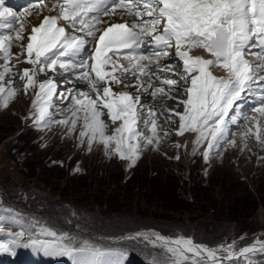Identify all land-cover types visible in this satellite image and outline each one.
<instances>
[{
	"label": "snow or ice",
	"instance_id": "obj_1",
	"mask_svg": "<svg viewBox=\"0 0 264 264\" xmlns=\"http://www.w3.org/2000/svg\"><path fill=\"white\" fill-rule=\"evenodd\" d=\"M32 6L42 11L49 7V0H35ZM57 9L58 15L44 16L37 26H32L26 44L19 45L21 52L13 53L14 42L25 40V12L32 13L27 8L25 12L13 11L6 6V0H0V29L5 30L0 32V60L3 61L0 107L7 108L17 95L13 79L19 76L24 81V93L30 89L34 92L37 125L54 122L69 126L74 132L82 118L79 136L82 144L87 138L89 151L96 143L103 146L106 154L130 161V166H134L144 146H159L157 112L149 108L147 117L141 119L140 97H134L129 91H113L112 85H120V76L126 73L137 78V85H124L126 88H144L141 77L156 75L159 79L158 73L165 70L176 75L174 61L159 68L158 73L150 71L151 64H158L174 49L175 56L182 61L183 71L177 79L166 78L160 83L169 91L182 92L185 98L179 101L183 112L167 110L168 118L178 117L177 135L197 134V146L208 142V150L203 153L206 160L213 147L224 139L229 111L252 85L261 88V104L255 111L264 117V84L259 83L264 81V0H56L50 10ZM117 10H121V17L127 15L133 19L111 24L102 20V17L117 15ZM61 21L66 23L61 24ZM102 23L105 27L101 29L98 25ZM66 27L96 40L92 54L82 57L79 63L73 62L72 57L84 53L88 41L84 36L69 35ZM146 40L151 55L141 51ZM253 47L260 51L251 52ZM192 49H202L212 59L192 56L189 54ZM246 54L256 56L259 63L255 67L259 72H254ZM20 57H24L23 61ZM13 60L32 67L14 73ZM213 66L225 69L227 77L214 75L210 70ZM57 67L65 73L81 69L77 75L88 82L90 92L78 91L73 95L65 89L73 104L70 117L52 121L50 109L53 97L58 95V85L54 79L38 81L36 76L46 70L55 72ZM117 72L120 75H116ZM181 81L186 88L176 87ZM101 84L103 87H98ZM147 87L152 88V85ZM157 94L172 99L163 86L150 93L151 96ZM231 122L236 123L235 116ZM249 134L264 146V127L260 121H256L254 132L249 128L244 133L246 139ZM164 135L169 132L164 131ZM229 143L235 145L236 142ZM30 227L27 243L23 242L26 235L23 229L9 232L10 239L0 242V254L15 256L18 248H32L49 257H67L70 264H126L128 254L124 250L97 246L87 239L78 246L77 237L39 221ZM3 230L0 227V231ZM126 239L143 240L158 249L149 264H221L215 249L197 244L191 238L138 234ZM225 251L230 260L247 259L249 253L264 252V243H259L258 248L243 247L238 252L228 246ZM106 256L117 259L103 261Z\"/></svg>",
	"mask_w": 264,
	"mask_h": 264
},
{
	"label": "rangeland",
	"instance_id": "obj_2",
	"mask_svg": "<svg viewBox=\"0 0 264 264\" xmlns=\"http://www.w3.org/2000/svg\"><path fill=\"white\" fill-rule=\"evenodd\" d=\"M18 42L12 50L20 48ZM152 72L158 73L157 68ZM48 74L47 70L38 73L36 79L43 81ZM154 77H142L144 88L129 87V91L134 97H143ZM121 80L126 81L124 76ZM127 81L137 85L132 74ZM22 82L19 76L14 77L16 99L7 108L0 107V227L12 233L13 228L16 232L23 229V242L27 243L30 226L39 221L77 237L78 246L87 239L97 246L124 250L130 264H149L158 249L143 240L126 238L156 230L174 238L193 236L196 243L225 256L224 264H264V252L230 260L225 251L228 246L238 252L264 243V146L252 134L247 139L244 136L249 128L254 132L253 113L235 131L230 127L232 135L225 144L214 146L207 160L203 155L208 150L207 141L187 157L176 147L178 117L172 115L174 120L170 119L167 128L161 124L170 115L167 110L183 112L180 100L173 98L182 100L185 96L174 90L171 100L155 99L161 105L151 106L160 121V138L169 144L144 146L136 164L130 166V161L106 154L96 143L89 151L87 138L82 144L79 136L82 118L74 132L54 122L33 126L37 119L33 100L18 97L23 96ZM78 82L63 86L53 97L52 121L70 117L73 104L69 98L61 99L65 89L90 91L86 82ZM186 87L183 81L177 86ZM143 105L140 103L138 110ZM140 112L145 119L147 111ZM263 122L264 117L262 127ZM231 140L235 145L229 143ZM21 249L23 252L24 248H18L8 264H22Z\"/></svg>",
	"mask_w": 264,
	"mask_h": 264
},
{
	"label": "bare ground",
	"instance_id": "obj_3",
	"mask_svg": "<svg viewBox=\"0 0 264 264\" xmlns=\"http://www.w3.org/2000/svg\"><path fill=\"white\" fill-rule=\"evenodd\" d=\"M51 3H53V1H51V2H49V7H44L43 9H42V11H41V9H38V8H36V9H33V8H31V9H28L31 13H32V15H27V13L25 12V16H26V21L28 22V23H25V32L23 33V35H24V37H25V40L24 41H19L17 44H26V42H27V36L30 34V29H31V27L32 26H37L39 23H40V21L43 19V17L44 16H46L48 13H54V11H52V10H50L51 9ZM117 12H118V14L117 15H113V16H111V17H104L103 19L104 20H106V21H108V23H113V22H118V21H121V20H127L130 16H127V15H124L123 17H121V15L119 14L120 12H121V10H117ZM18 26V25H17ZM105 26V25H104ZM3 31H5V30H3V29H0V32H3ZM69 35H73V34H71V33H68ZM15 43V42H14ZM16 44V43H15ZM12 52L13 53H19V52H21V48H19L18 50L17 49H14V50H12ZM193 55L194 56H203L204 58H206V59H212V58H207V55H206V53L204 52V50H200V49H197V50H194L193 51ZM20 59H21V61H23V59H24V57H20ZM122 63H124V61H121ZM144 64H147V62H143ZM12 64H13V69L15 70H19V71H22V69L23 68H25V67H27V68H31L32 66L31 65H28V64H25V63H23V62H21V63H16V61L15 60H13L12 61ZM2 65V64H1ZM215 67H217V66H213V67H211L210 68V70L213 72V74L214 75H216L217 77H221V76H223V77H227V71L225 70V69H223V68H221V67H218V68H215ZM156 67H155V64H151L150 65V71L152 72V70L153 69H155ZM0 70H2V69H0ZM216 71L217 72H219V74L218 73H216ZM48 72H50V74H48L47 76H46V79H51L50 77L51 76H53V75H55V76H57L58 75V72H57V70L55 71V72H52V71H48ZM155 73V72H154ZM169 74V73H168ZM172 75V74H171ZM154 76H156V75H154ZM159 76H165V75H159ZM128 77H130V75L128 74L127 76H126V81L125 82H123V83H121L120 85H116V84H113L112 85V87H113V91H129V87H127V88H124L125 86L124 85H131L130 84V82L129 81H127V79H128ZM169 77V76H168ZM174 76L172 75L170 78H173ZM136 80V79H135ZM141 80H142V77H141ZM84 82H86L85 80H79V82L78 83H81V84H84ZM143 82V81H142ZM150 84V83H149ZM156 84H158V83H156ZM19 85H20V83H19ZM21 86V85H20ZM178 86V85H177ZM77 87V86H76ZM22 88H23V92H22V95L23 96H18V97H24V98H30V99H32V100H34V92H33V90H29L28 91V93L27 94H25L24 93V81L22 82ZM38 90V89H37ZM69 91H70V89H68ZM69 91H64L63 92V94H62V97H61V99H64V98H66V96L68 95V92ZM78 91H79V89H78ZM77 91V92H78ZM167 92H170L168 89L166 90ZM85 92H87V91H85ZM88 92H90V91H88ZM130 92V91H129ZM152 92V88H147L146 90H145V92L143 93V97H141L140 96V103H143L144 105H143V108L142 109H140V110H146L147 111V109H149V108H151V106L152 105H159L160 103L159 102H156V100L157 99H160L159 98V96H157V95H155V96H151L150 95V93ZM138 94V93H137ZM139 97V95H136V97ZM241 96H242V94H241ZM17 97V98H18ZM164 97H162V99H163ZM16 99V98H15ZM56 99V98H55ZM149 99H152V100H154V101H152L151 103L150 102H148V100ZM156 99V100H155ZM239 101H236L235 103H234V106H235V104H237ZM161 105V104H160ZM163 106V105H162ZM166 106H167V104H166ZM161 107V106H160ZM166 108V107H165ZM157 109V108H156ZM161 109V108H160ZM159 109V110H160ZM170 110H173V108H171ZM162 111V110H161ZM163 111H165V110H163ZM142 112V111H141ZM51 113V112H50ZM158 114H159V112H158ZM166 114V113H165ZM254 114V117L253 118H255V120L253 119V123H254V131H255V127H256V121H260V123L263 121V117L259 114V113H257V112H255V113H253ZM160 117H161V114H160ZM159 117V118H160ZM163 120V119H162ZM172 120H174V119H171V121ZM179 120V119H178ZM177 120V121H178ZM82 121V120H81ZM170 121V119L167 117V116H165V120H164V122H161V124L163 125V127H168V125H169V122H171ZM158 122H160V121H158ZM263 124H264V122H263ZM250 125V124H249ZM160 126V125H159ZM173 126V125H172ZM174 127V126H173ZM179 128V121L177 122V128H176V131H177V129ZM168 129H170V128H168ZM196 135L197 134H195V133H191V132H185L184 133V135H177V138H176V147H178L179 149H181L182 151H184L185 153H186V155H187V157H190L191 156V154L194 152V150H195V148L197 147V145L195 144V139H196ZM163 138L161 137V139H160V143H159V146H161V145H163V147L165 146V145H168L169 144V141L167 140L166 142L167 143H163L162 140ZM166 139H169V138H167L166 137ZM158 146V147H159ZM1 152L2 151H0V157H1ZM126 167H129V164L128 163H126ZM4 229V228H3ZM13 230H14V232L13 233H16V231H17V229L16 228H13ZM1 232H3L2 233V236L0 235V242H2L3 240H5V239H7V237H10L9 235H8V232H9V229H4L3 231H1ZM138 234H144V235H146V236H149V237H151L153 234H158V235H160V236H164V237H170V236H167V235H164V234H162L161 232H158V231H156V230H149V231H147V232H141V233H133V235L132 236H135V235H138ZM171 238H174V237H171ZM195 242V241H194ZM196 243V242H195ZM198 244V243H197ZM257 244V243H256ZM200 245H204V244H200ZM204 246H207V245H204ZM251 246V245H250ZM208 247V246H207ZM247 247H249V246H247ZM253 247V246H252ZM209 248V247H208ZM257 248H258V246H257ZM37 253H40L38 250H37ZM255 253V252H254ZM250 255H252L253 253H249ZM217 255H218V257H220L221 258V261H223V258L225 257V256H222V255H220L218 252H217ZM248 255V254H247ZM34 256H35V254H34ZM247 257H249V255L247 256ZM58 259L53 263V262H50V263H48V264H62L64 261H69V259L67 258V257H57ZM115 259H117L116 257H110V256H106V257H103L102 258V260L103 261H109V260H115ZM37 260L40 262V263H42L43 262V260L41 259V258H37ZM70 262V261H69ZM126 264H130V259L129 258H127V260H126Z\"/></svg>",
	"mask_w": 264,
	"mask_h": 264
}]
</instances>
